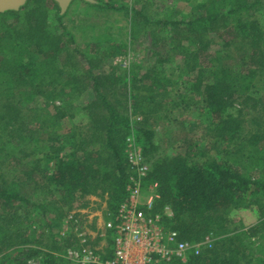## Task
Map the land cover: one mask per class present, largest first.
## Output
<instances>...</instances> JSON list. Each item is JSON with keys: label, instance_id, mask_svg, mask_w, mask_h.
Returning a JSON list of instances; mask_svg holds the SVG:
<instances>
[{"label": "trees", "instance_id": "1", "mask_svg": "<svg viewBox=\"0 0 264 264\" xmlns=\"http://www.w3.org/2000/svg\"><path fill=\"white\" fill-rule=\"evenodd\" d=\"M75 2L101 11L125 12L131 17L135 29L145 33L160 24L164 27L173 26L172 30L177 32L176 35L181 34L183 37L173 35L172 43L167 45L176 54H179L176 48H181V45L186 48L184 52H190L186 65L197 72L192 89L206 98L217 136L230 141L239 140L237 153L248 151L250 167L259 166L253 162V158L264 159V132H248L246 126L249 119L242 115L241 110L237 111L236 106L240 103L244 109L253 107L259 111L258 102L249 93L256 87V83L264 85V26L254 17L258 7L264 11V0H211L197 5L196 15L171 24L155 23L143 9L119 7L110 1L94 0V3H87L76 0L72 5ZM52 10L56 11L55 16ZM67 15L68 12L61 14L55 0H28L19 12L0 14V145L4 137H11L22 129V113L18 109L21 98L25 101L42 98L55 104L50 123L57 124L70 116L68 111L62 109L72 99H78L79 95L74 93L67 97L65 86H76L79 80L71 77L67 71L69 46L63 35L52 25L53 21L61 25ZM230 32L233 34L231 42L227 38ZM213 35L216 36L215 39ZM216 39L224 42L220 51L211 48ZM70 42L75 43L72 36ZM234 42L237 44L233 45ZM120 48L114 49L116 55ZM233 48L238 49L235 54L231 51ZM228 50L232 57L243 56L245 61L241 70L233 69L230 63L222 64L226 58L225 51ZM94 53L92 50L89 54L93 56ZM76 54L87 67L93 69L92 57L78 51ZM159 55L160 53L157 57ZM205 55L206 57H202ZM160 56L157 66L171 61L168 55ZM229 57L228 55L227 59ZM207 69L210 70L209 74L204 77ZM129 73L131 78L126 82V99L130 101L135 114L147 116L157 99L166 96L162 93L152 94L161 82L157 67L147 72L134 68ZM138 73L141 79L136 82L135 76ZM152 80L154 82L148 85L147 81ZM63 81L65 86L60 89ZM74 91L75 89L71 92ZM95 92L96 100L88 103L85 109L100 121L99 131L102 132L104 149L97 153L96 159L100 162L108 157V166L104 169L100 163L83 160L76 152L71 156L61 157L64 151L62 139L57 133L49 134L47 142L51 144L49 151L53 158L50 161L54 163V170L48 177V182L62 194L64 203L69 204L71 209L77 202L96 196L102 187L105 191L108 187L110 207L115 212L127 197L129 164L124 154V145L130 134L131 124L129 118L120 114L109 101L108 95L99 90L98 83L95 84ZM3 97H7V103L3 102ZM242 99L243 102H240ZM58 102L64 103V107H56ZM262 111L264 108L259 113ZM253 117L255 118L250 119V124L260 128L262 117ZM139 134L144 140V156L151 162L159 150L155 144V132L141 128ZM7 146L9 145H5ZM88 157H94V154ZM1 165L0 162V254H4L32 244L29 231L24 230L26 225L31 224L29 220L38 206L12 186ZM243 166L236 157L192 164L187 158L174 156L152 164L147 184L159 186L155 209L156 213L162 215L164 226L178 231L184 241L191 243L200 242L207 237L213 240L217 235L226 234L227 225L221 211L237 208L246 196L264 188L261 181H256L255 177L249 175L248 166ZM85 207L86 205L82 206ZM167 208L172 213L171 217L165 213ZM51 238V251L61 252L60 243L53 236ZM65 242H68L69 247L71 242ZM215 242L213 241L211 249L200 256H190L185 263L173 261L167 264H240L235 247H226L225 243L215 247ZM35 252L40 254L39 251ZM45 257L42 264L58 262V257L53 254H46ZM64 264L68 262L64 261Z\"/></svg>", "mask_w": 264, "mask_h": 264}, {"label": "rangeland", "instance_id": "2", "mask_svg": "<svg viewBox=\"0 0 264 264\" xmlns=\"http://www.w3.org/2000/svg\"><path fill=\"white\" fill-rule=\"evenodd\" d=\"M103 1H110L119 7L143 9L155 23L171 24L196 15L197 5L209 3L211 0ZM257 9L254 17L264 26V11L261 7ZM52 11L55 16L56 11ZM132 22L131 17L125 12L101 11L81 2L71 4L68 15L61 25L56 21L52 22L53 27L63 35L69 46L67 71L71 77L79 80L76 86L73 84L65 86L63 81L60 89L65 86L67 97L74 93L79 96L78 99L66 103L65 107L62 102L56 103V107H64L62 110L68 111L70 115L57 124L50 123L55 104L42 98L33 101L21 98L19 103L15 102L22 113L20 123L22 129L11 137L3 138L0 145L1 168L8 174L12 186L16 187L21 195L35 202L38 209L29 220L31 224L26 225L24 230L29 231V240L32 244L16 251L1 253L0 264H42L46 254L57 256V264H64V261L70 264L66 259V252L76 247L77 228L92 233L95 235L93 237L97 236V245L101 244L104 221L113 212L108 187L107 191L102 187L96 196L89 197L84 202H77L71 209L69 204L64 203L62 194L48 182V177L54 170V163L50 161L53 158L49 151L51 144L47 142L49 134L57 133L62 139L64 151L61 157H68L76 152L83 160L100 163L104 169L108 166V157L101 159L100 162L96 159L97 153L104 149L102 132L99 131L100 121L85 109L88 103L97 98L96 83L99 84V90L108 95L109 101L116 106L119 113L130 120L131 131L124 145L125 156L130 144L144 153V140L139 134V129L146 128L155 132V144L159 149L151 162L148 161L150 169L152 164L174 156L187 158L192 164L236 157L244 168L245 165L248 166L249 175L264 185V159L253 158L255 159L253 162L259 166L251 168L248 151L237 153L239 140L230 141L218 137L214 131L216 125L212 123L206 98L192 89L197 72L190 70L191 66L186 65L190 52H184L186 48L181 45V48H176L179 53L176 54L167 45L172 43L171 37L177 33L172 30L173 26L164 27L160 24L145 33L136 30ZM71 36L75 40L73 44L70 42ZM176 36L183 37L181 34ZM227 36L225 37L231 42L233 34L230 32ZM212 37L216 38L215 35ZM157 40L158 44L154 45ZM223 43V40L216 39L211 48L220 51L224 47ZM235 44L237 42L233 45ZM116 47H121L118 55L115 54ZM92 50L95 53L90 56ZM77 51L92 57L93 69L87 67L76 54ZM231 51L235 54L238 49L233 48ZM159 53L168 55L171 61L157 66V60L161 57L160 55L157 57ZM228 55L230 57L227 59ZM225 57L222 64L230 63L233 69L241 70V65L245 61L243 56L232 57L228 50L225 51ZM156 67L161 82L152 94L162 93L166 96L157 99L147 116L135 114L133 106L128 98L126 99V82L131 78L129 72L134 68H141L143 72H147ZM207 71L204 77L208 76L210 70ZM139 75L140 73L135 76L136 82L141 79ZM153 82L147 81V84ZM73 89L75 91L71 92ZM249 95L258 102L259 111L253 107L244 109L240 103L236 110H241L242 115L249 119L246 126L248 132L257 130L264 132V111L259 113L264 108V85L256 83V87ZM239 101L243 102V99ZM3 102L7 103V97H3ZM253 116L262 117L260 128L250 124V119L255 118ZM92 154L94 157H88ZM146 188L150 194V186L147 183ZM261 190L246 196L237 208L231 207L221 211L227 225V233L216 234V238L213 239L216 241L215 247H220L223 243L226 247H235L240 264H264V188ZM83 205L86 207L82 208ZM165 213L172 216L170 210H165ZM72 215L80 220L79 227L70 222ZM52 236L60 243L61 252L51 251ZM68 240L71 242L69 247L68 242H65ZM35 251H39L40 254H35Z\"/></svg>", "mask_w": 264, "mask_h": 264}, {"label": "built area", "instance_id": "3", "mask_svg": "<svg viewBox=\"0 0 264 264\" xmlns=\"http://www.w3.org/2000/svg\"><path fill=\"white\" fill-rule=\"evenodd\" d=\"M126 156L129 164L127 197L104 221L101 244L97 245V236L77 228L76 247L67 250V261L70 264L185 263L190 256H200L212 248L213 240L209 237L191 243L184 241L178 231L164 226L162 215L155 209L158 184L149 185L151 193L147 192L151 169L144 153L130 144ZM70 222L75 227L81 223L74 215Z\"/></svg>", "mask_w": 264, "mask_h": 264}, {"label": "water", "instance_id": "4", "mask_svg": "<svg viewBox=\"0 0 264 264\" xmlns=\"http://www.w3.org/2000/svg\"><path fill=\"white\" fill-rule=\"evenodd\" d=\"M76 0H55L61 9V14L65 15L71 4ZM79 1V0H77ZM87 3H94V0H80ZM28 0H0V14L7 12H19L26 4Z\"/></svg>", "mask_w": 264, "mask_h": 264}]
</instances>
